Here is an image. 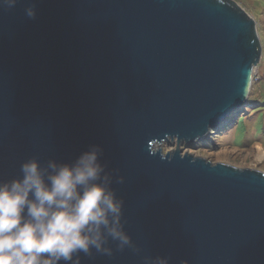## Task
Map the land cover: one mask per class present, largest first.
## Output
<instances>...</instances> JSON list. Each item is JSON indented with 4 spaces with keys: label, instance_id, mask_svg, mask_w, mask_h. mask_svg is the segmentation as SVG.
I'll return each instance as SVG.
<instances>
[{
    "label": "water",
    "instance_id": "95a60500",
    "mask_svg": "<svg viewBox=\"0 0 264 264\" xmlns=\"http://www.w3.org/2000/svg\"><path fill=\"white\" fill-rule=\"evenodd\" d=\"M260 57L231 0H20L0 10V183L98 146L140 251L80 264H264V173L178 149L239 112Z\"/></svg>",
    "mask_w": 264,
    "mask_h": 264
},
{
    "label": "clouds",
    "instance_id": "9594fccd",
    "mask_svg": "<svg viewBox=\"0 0 264 264\" xmlns=\"http://www.w3.org/2000/svg\"><path fill=\"white\" fill-rule=\"evenodd\" d=\"M18 3L0 0V10ZM24 12L35 18V4L29 3ZM100 154L101 149L92 146L72 164L50 160L47 167L30 159L21 164L20 179L0 183V264H80L78 254L91 256L93 249L111 257L110 242L117 251L139 253L124 231L123 201L110 188ZM144 264L168 260L156 257L149 262L145 257Z\"/></svg>",
    "mask_w": 264,
    "mask_h": 264
},
{
    "label": "rangeland",
    "instance_id": "374dc122",
    "mask_svg": "<svg viewBox=\"0 0 264 264\" xmlns=\"http://www.w3.org/2000/svg\"><path fill=\"white\" fill-rule=\"evenodd\" d=\"M255 23L261 57L253 74L246 103L227 120L219 131H211L204 139L181 144L182 154L201 158L212 164H226L240 169L264 173V156L256 161L254 147L264 151V0H231ZM168 143V144H167ZM163 142L156 149L163 153L176 149L175 141ZM254 150V152H253Z\"/></svg>",
    "mask_w": 264,
    "mask_h": 264
},
{
    "label": "bare ground",
    "instance_id": "6f19581e",
    "mask_svg": "<svg viewBox=\"0 0 264 264\" xmlns=\"http://www.w3.org/2000/svg\"><path fill=\"white\" fill-rule=\"evenodd\" d=\"M255 153H257V155H255V160L259 161L263 156H264V151L261 150V148H259V146H255L254 147ZM253 150V152H254Z\"/></svg>",
    "mask_w": 264,
    "mask_h": 264
}]
</instances>
